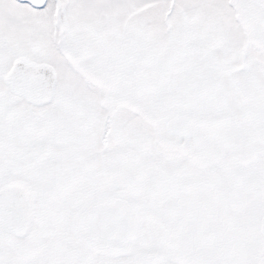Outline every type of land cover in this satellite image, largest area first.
<instances>
[{
    "label": "snow or ice",
    "instance_id": "1",
    "mask_svg": "<svg viewBox=\"0 0 264 264\" xmlns=\"http://www.w3.org/2000/svg\"><path fill=\"white\" fill-rule=\"evenodd\" d=\"M0 264H264V0H0Z\"/></svg>",
    "mask_w": 264,
    "mask_h": 264
}]
</instances>
